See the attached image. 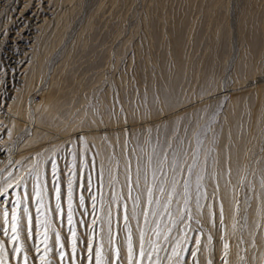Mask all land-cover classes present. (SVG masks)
Here are the masks:
<instances>
[{
    "label": "rangeland",
    "instance_id": "1",
    "mask_svg": "<svg viewBox=\"0 0 264 264\" xmlns=\"http://www.w3.org/2000/svg\"><path fill=\"white\" fill-rule=\"evenodd\" d=\"M262 78L264 0H0V181L9 172L26 176L37 162L47 167L49 157L62 170L71 162L70 142L79 163L99 153L98 164L118 160L121 169L129 155L148 166L147 158L161 151L187 153L207 161L210 175L202 183L210 197L215 192V216L210 222L209 202L197 214L193 176L192 212L200 224L193 221L197 231L185 236L177 197L172 219L161 213L156 220L172 229L171 243L161 240L169 249L161 256L177 240L194 251L199 239L200 264L209 256L221 264L227 241L228 264H264ZM119 181L115 191L126 197L122 175ZM63 182L61 171L62 191ZM102 192L107 203L113 194L107 178ZM52 219L68 247L67 228ZM88 231L77 225L83 241ZM49 236L54 256L58 244ZM26 243L32 264L31 245L39 241Z\"/></svg>",
    "mask_w": 264,
    "mask_h": 264
},
{
    "label": "snow or ice",
    "instance_id": "2",
    "mask_svg": "<svg viewBox=\"0 0 264 264\" xmlns=\"http://www.w3.org/2000/svg\"><path fill=\"white\" fill-rule=\"evenodd\" d=\"M116 102L119 103L118 94ZM84 144L87 146L86 140ZM74 146L70 142L71 162H66L62 170L60 165L49 157L51 163H48L47 167L37 162L26 176L17 177L9 172L8 177L0 181V236L3 237L0 238V264H30V249L26 240L32 241L34 238L39 243L31 245L35 251L32 264H36L37 258L39 264H189L188 259L182 262V255L190 258V264H200V255H203V252L199 239L192 242L194 251L185 249L177 240L171 247L170 254L161 256L162 252H169L161 240L171 243L172 229L168 226L161 229L156 220L163 219L161 213L171 220V206L179 197L183 200L184 211L180 212L177 207L176 212L178 222L183 224L185 236L189 231H197L192 228L193 221L197 225L200 224V220L192 212V177L195 176L196 212L199 214L204 209L203 202H209L208 215L210 222H213L215 213L210 201L215 199V192L210 197L202 183L206 176L210 175L206 160L201 164L198 158H190L187 153L182 158L175 150L171 156L161 151L155 159L147 158L148 166L141 164L144 157L137 156L134 163L129 155L121 169L118 160L110 167H105L103 162L98 164L96 155L99 153L85 156L81 164L77 152L71 150ZM132 152L134 153L135 149H132ZM112 159L109 160L110 164ZM61 171L64 175L63 191ZM121 175L124 177V188L127 189L126 197L123 191H115ZM106 178L107 187L113 189L107 203L102 192ZM49 188L52 190L51 195ZM85 192L89 193L90 211L85 202ZM157 195L163 197V202ZM128 200L132 201L131 207ZM219 208L222 225L223 205L220 204ZM80 209L84 211L77 218L76 213ZM98 212L104 213L102 219L97 218ZM53 214L61 227L68 230V247L60 232L53 227ZM85 215L92 217L90 222L85 221ZM132 221H135V225ZM78 224L88 227L87 241L78 236ZM50 231L58 244V251L54 256H50L55 247L49 244ZM199 231L203 232V229ZM121 232L124 233L123 236ZM207 241L206 247H210L211 234H207ZM81 243L85 244L83 249L79 247ZM40 245H43V249ZM229 247L225 241L220 257L221 264H228ZM206 264H213L211 256L206 257Z\"/></svg>",
    "mask_w": 264,
    "mask_h": 264
},
{
    "label": "bare ground",
    "instance_id": "3",
    "mask_svg": "<svg viewBox=\"0 0 264 264\" xmlns=\"http://www.w3.org/2000/svg\"><path fill=\"white\" fill-rule=\"evenodd\" d=\"M262 79H263V82H264V78H262ZM255 84H257V83H255ZM258 84H259V83H258ZM22 107H23V106H22ZM18 108H19V107H18ZM21 109H22V108H20V111H21ZM18 110H19V109H18ZM22 111H23V110H22ZM24 111H25V110H24ZM19 113H20V112H19ZM21 114H22V113H21Z\"/></svg>",
    "mask_w": 264,
    "mask_h": 264
}]
</instances>
